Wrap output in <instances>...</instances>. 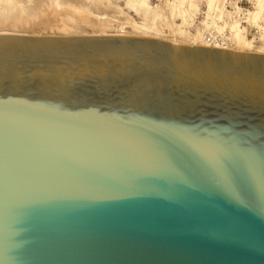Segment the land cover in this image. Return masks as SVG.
I'll return each instance as SVG.
<instances>
[{
    "label": "water",
    "instance_id": "95a60500",
    "mask_svg": "<svg viewBox=\"0 0 264 264\" xmlns=\"http://www.w3.org/2000/svg\"><path fill=\"white\" fill-rule=\"evenodd\" d=\"M0 264H264V54L0 34Z\"/></svg>",
    "mask_w": 264,
    "mask_h": 264
},
{
    "label": "rangeland",
    "instance_id": "374dc122",
    "mask_svg": "<svg viewBox=\"0 0 264 264\" xmlns=\"http://www.w3.org/2000/svg\"><path fill=\"white\" fill-rule=\"evenodd\" d=\"M8 1V4L6 2L3 3L8 6L15 5V7L18 6L20 8L29 6L33 9H36L37 12L35 13L37 14L32 15L30 19L28 18L26 22H23L24 24L15 23L14 26L13 24L9 23H3L5 26H2L3 24H0V32L4 31L32 36L96 35L98 33L100 34V32L96 30V28L90 26L88 23H83L80 21L82 17L87 18V16L88 19H91L92 13H94L93 18L98 14H105L107 15V17H109L110 23L108 25L109 27L107 28L109 30L106 29L105 34H114L118 33V24L125 22L124 17L127 15L132 22L142 24L150 28V32L144 34L147 36H141V33L136 34L130 28H126L125 30L128 34L126 36H130V34L132 36V34H134L133 36L138 35L139 37L149 38L158 37L164 38L165 40L171 39L170 41L176 39V41L180 42V37L178 35L179 30L183 32L186 39L188 38L186 32L189 36H192L197 34V32L201 34L202 32H205L207 30H212L217 33H227L231 31L232 33H236H233L235 37V43L237 39H242V41L248 42L250 50L240 52H254L256 50V53H258L257 51H260L261 54H264V7L259 13V18L256 22L252 23L250 20H246L248 13L254 11L256 0H144L151 9L137 8V6L134 4V0H75L77 2L76 4H73V2L75 3L74 0H60L61 2H64L66 4L52 0H43L44 3L42 0H35V2L34 0ZM78 2H81V4H78ZM95 2L99 8H102L98 9L94 7ZM52 3H54L55 9H49L53 7ZM68 4L69 6H67ZM85 4H87V6ZM37 5H40L44 9H40ZM45 5H48L46 6L48 8H45ZM76 5L79 6L78 9ZM170 6L172 7V9H170ZM59 7H61L62 9ZM66 7H68L69 9H67ZM74 7L78 11L75 12ZM56 8H58V10L60 11L56 10ZM84 8L85 10L83 11ZM119 8L121 11L119 10ZM38 10L39 12H43L39 13ZM61 10L64 11L62 12ZM80 10L84 12L83 15L85 13H87L88 15L85 14L81 17L82 12ZM86 10H88L89 12H85ZM55 11L60 12L59 14L61 15H59L58 12ZM219 11L221 12V20L217 19ZM90 12H92L91 16L89 15ZM116 12H120L122 14L121 17H118ZM179 12H184V21H182ZM52 13L54 15H52ZM68 13H71L70 15H73L71 16V19H65L63 17V15H68ZM170 13H172V15H170ZM74 14L79 20L74 17ZM62 20L67 24L65 30L58 28L59 25L62 24ZM6 24L10 25V27ZM177 26L180 28L176 29L178 28ZM187 40V45H182L188 46L189 42Z\"/></svg>",
    "mask_w": 264,
    "mask_h": 264
},
{
    "label": "bare ground",
    "instance_id": "6f19581e",
    "mask_svg": "<svg viewBox=\"0 0 264 264\" xmlns=\"http://www.w3.org/2000/svg\"><path fill=\"white\" fill-rule=\"evenodd\" d=\"M30 1V0H29ZM43 1V0H42ZM46 1H48V0H46ZM52 1H57V2H61L60 0H52ZM63 1V0H62ZM75 1V0H74ZM76 1H80V0H76ZM75 1V3L73 2V4H76L77 2ZM95 1V0H94ZM3 2H9L8 0H0V24L2 25L3 23L5 24V23H9V24H13V26H14V24L15 23H23V22H26V20L29 18L30 19V17L32 16V15H34V14H37V13H35V12H37L36 11V9H33L32 7H15V5L13 6V5H6L5 3H3ZM11 2V1H10ZM34 2H35V0H34ZM134 4L137 6V8H145V9H151L150 8V6L147 4V3H145V1L144 0H134ZM43 3H44V1H43ZM43 3H42V5H43ZM50 3V2H49ZM49 3H48V5H49ZM61 3H63V4H66V3H64V2H61ZM99 3V2H98ZM8 4V3H7ZM40 4V3H39ZM53 5V7H51V8H49V9H55V7H54V3H52ZM78 4H81V2L79 3L78 2ZM48 5H45V8H48V7H46V6H48ZM59 5V4H58ZM86 6H87V4H85ZM84 5V6H85ZM173 5V4H172ZM40 9L42 8L40 5H37ZM67 6H69V4L67 5ZM71 6V5H70ZM75 6V5H74ZM77 6V5H76ZM82 6V5H81ZM80 6V7H81ZM179 6V5H178ZM72 7V6H71ZM94 7H96V8H98V9H100V8H102V7H98L97 6V4H96V2L94 3ZM171 7V6H170ZM263 7H264V1L263 0H256L255 1V6H254V11L253 12H249L248 13V16H247V19L246 20H250L252 23H254V22H256L257 20H258V18H259V13L262 11V9H263ZM59 8H61V7H59ZM67 9H69L68 7H66ZM79 8V6H77V9ZM82 8V7H81ZM86 8V7H85ZM85 8L83 9V11L85 10ZM92 8V7H91ZM91 8H90V10H91ZM182 8V7H181ZM42 9H44V8H42ZM62 9V8H61ZM63 9H65V8H63ZM87 9V8H86ZM170 9H172V7L170 8ZM56 10H58V8H56ZM70 10H72V9H70ZM74 10H75V12L76 11H78V10H76L75 9V7H74ZM89 10V9H88ZM88 10H86L85 12H89ZM119 10H120V8H119ZM58 11H60V10H58ZM58 11H55V12H58ZM62 12L64 11V10H61ZM81 11V10H80ZM92 11H93V9H92ZM121 11V10H120ZM38 12H39V10H38ZM41 12H43V11H41ZM41 12H39V13H41ZM82 12V11H81ZM186 12H187V10H186ZM60 12H58V14H59ZM65 13V12H64ZM67 13V12H66ZM83 13L84 12H82V15H81V17L82 16H84L85 14H87V13H85L84 15H83ZM91 13L92 12H90V16H91ZM46 14V13H45ZM71 14V13H70ZM69 13H68V15H63V17L65 18V19H68V18H72L71 16H73V15H70ZM81 14V13H80ZM93 14L94 13H92V18L91 19H88V14L86 15L87 16V18L86 17H80L81 18V22H83V23H88L90 26H92V27H94V28H96V30L98 31V32H100V34L98 33V34H96V36L97 35H101V36H126V35H128L127 34V31L125 30L126 28H130L133 32H135L136 34L138 33V34H142L141 36H147V35H144L145 33H148V32H150V28H148V27H146L145 25H142V24H137V23H135V22H132L131 20H130V18L126 15L125 17H124V21L125 22H123V23H119L118 24V30H117V32L118 33H114V34H105V32H106V29L109 27L108 25H109V23H110V20H109V17H107V15H105V14H98V15H96L94 18H93ZM116 14L118 15V17H121V13L120 12H116ZM179 14L181 15V19H182V21H184L183 20V14H184V12H179ZM52 15H54L53 13H52ZM59 15H61V14H59ZM70 15V16H69ZM75 15V14H74ZM170 15H172V13H170ZM244 15V14H243ZM89 16V17H90ZM35 17V16H34ZM55 17V16H54ZM74 17H76L77 18V16L75 15ZM245 17V16H244ZM40 18V17H39ZM47 18V17H46ZM49 19V18H48ZM78 19V18H77ZM217 19H219V20H221V12L219 11L218 12V16H217ZM233 19V18H232ZM235 19V18H234ZM239 19V18H238ZM39 20V19H38ZM79 20V19H78ZM119 20V19H118ZM45 21V20H44ZM58 21V20H57ZM244 21V20H243ZM43 22V21H42ZM250 23V22H249ZM2 25V26H5V25ZM24 24V23H23ZM6 25H8V24H6ZM18 25V24H17ZM46 25V24H45ZM117 25V24H116ZM9 27H10V25H8ZM19 26V25H18ZM23 26V25H22ZM128 26V27H127ZM7 27V26H6ZM8 27V28H9ZM11 27H12V25H11ZM66 27H67V24L65 23V22H63V20H62V24L61 25H59V29H62V30H65L66 29ZM178 27V26H177ZM16 28V27H15ZM18 28V27H17ZM116 28V27H115ZM180 27H178V28H176V29H179ZM107 30H109V29H107ZM111 30V29H110ZM179 33H178V35H179V37H180V42H178V41H176V39L174 40H172V41H170V40H165L164 38H158V37H153V39H160V40H164V41H166V42H169V43H171L172 45H182V44H186L187 45V43H186V40L189 42V44H188V46H200V47H206L207 48V44L203 41V39H202V36H201V34L200 33H198L197 32V34H195L194 36H189L188 34H187V32H186V35L188 36V38L186 39L185 38V35L183 34V32H181L180 30L178 31ZM231 32V31H230ZM75 33V32H74ZM96 33V32H95ZM132 33V32H131ZM234 33V32H233ZM232 32H231V38H230V43H231V45H228L227 47V50H230V51H235V50H238L237 52H240V51H249L250 50V47H249V45H248V42H245V41H242V39H237V41H236V43H235V37H234V34H236V33H234L233 34ZM0 34H15V33H11V32H0ZM22 35V34H21ZM134 34H132V36H133ZM130 36H131V34H130ZM138 36V35H137ZM149 36V35H148ZM237 36V35H236ZM233 37V38H232ZM235 43V44H234ZM234 47V48H233ZM231 49H235V50H231ZM256 51V50H255ZM254 51V52H255ZM259 54H261V52L260 51H257ZM256 53V52H255Z\"/></svg>",
    "mask_w": 264,
    "mask_h": 264
},
{
    "label": "built area",
    "instance_id": "2783aa9c",
    "mask_svg": "<svg viewBox=\"0 0 264 264\" xmlns=\"http://www.w3.org/2000/svg\"><path fill=\"white\" fill-rule=\"evenodd\" d=\"M194 36V35H192ZM203 41L207 44L209 48L215 49H227L228 45H231L230 38L231 32L217 33L215 31H205L201 33Z\"/></svg>",
    "mask_w": 264,
    "mask_h": 264
}]
</instances>
